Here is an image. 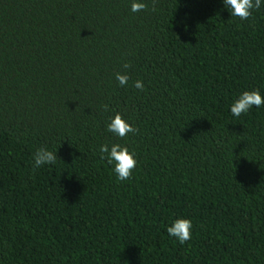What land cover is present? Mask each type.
Returning <instances> with one entry per match:
<instances>
[{"label":"trees","instance_id":"obj_1","mask_svg":"<svg viewBox=\"0 0 264 264\" xmlns=\"http://www.w3.org/2000/svg\"><path fill=\"white\" fill-rule=\"evenodd\" d=\"M145 3L0 0V264H264V108L229 112L264 95V6ZM117 112L135 135L106 130ZM105 143L135 152L128 181ZM40 147L58 160L33 170Z\"/></svg>","mask_w":264,"mask_h":264},{"label":"clouds","instance_id":"obj_2","mask_svg":"<svg viewBox=\"0 0 264 264\" xmlns=\"http://www.w3.org/2000/svg\"><path fill=\"white\" fill-rule=\"evenodd\" d=\"M220 3L231 17L238 18L240 21L248 20L253 10H258L264 6V0H220ZM146 9L145 0H130L129 10L131 13H139ZM123 66L128 68L129 64L125 63ZM115 79L120 87H126L129 77L126 73H116ZM132 86L139 91L144 90V84L139 79L134 81ZM253 108H264V95L259 89L240 92L230 103L229 112L233 118L238 119L247 115ZM104 109L107 110L106 105ZM106 130L118 139H124L128 134L135 135L138 131L118 112L109 119ZM97 152L100 160L110 166L116 181L122 183L132 177L138 161L135 152L130 151L126 145L120 143L100 144ZM57 160L56 150L40 147L32 155V169L37 170L43 166L55 165ZM166 232L169 238L174 239L179 244H184L192 238V221L182 216L176 217L166 226Z\"/></svg>","mask_w":264,"mask_h":264}]
</instances>
